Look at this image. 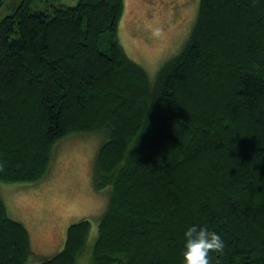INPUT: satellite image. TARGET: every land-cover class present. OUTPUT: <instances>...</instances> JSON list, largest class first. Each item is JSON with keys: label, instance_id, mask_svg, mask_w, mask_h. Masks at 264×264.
Listing matches in <instances>:
<instances>
[{"label": "trees", "instance_id": "16d2710c", "mask_svg": "<svg viewBox=\"0 0 264 264\" xmlns=\"http://www.w3.org/2000/svg\"><path fill=\"white\" fill-rule=\"evenodd\" d=\"M73 1L21 0L0 20V184L37 183L60 141L106 134L91 174L110 189L94 244L80 220L37 264L85 253L88 264H182L192 225L225 242L210 264H264V0H199L188 41L153 81L117 41L123 0ZM32 253L0 197V264Z\"/></svg>", "mask_w": 264, "mask_h": 264}, {"label": "rangeland", "instance_id": "374dc122", "mask_svg": "<svg viewBox=\"0 0 264 264\" xmlns=\"http://www.w3.org/2000/svg\"><path fill=\"white\" fill-rule=\"evenodd\" d=\"M21 0H0V20ZM65 1V0H64ZM67 1V0H66ZM199 0H123L117 41L124 53L139 64L153 81L166 61L181 51L196 21ZM77 0L67 5H75ZM64 3V2H63ZM44 2L32 3L41 10ZM107 36L100 49L108 52ZM106 134H72L54 148L50 169L37 183L0 184V197L11 219L22 223L29 234L32 256L37 264L64 247L66 229L80 220L90 222L87 249L97 236V224L109 202V187L97 190L92 182L95 153ZM88 254L82 256L85 264ZM90 262V256L86 264Z\"/></svg>", "mask_w": 264, "mask_h": 264}, {"label": "clouds", "instance_id": "9594fccd", "mask_svg": "<svg viewBox=\"0 0 264 264\" xmlns=\"http://www.w3.org/2000/svg\"><path fill=\"white\" fill-rule=\"evenodd\" d=\"M182 264H210V253L223 255L225 242L215 231L192 225L183 234Z\"/></svg>", "mask_w": 264, "mask_h": 264}]
</instances>
